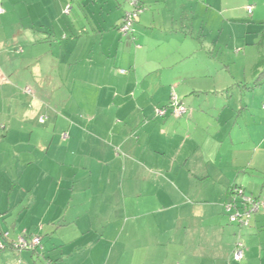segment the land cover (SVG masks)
<instances>
[{
	"label": "crops",
	"instance_id": "1",
	"mask_svg": "<svg viewBox=\"0 0 264 264\" xmlns=\"http://www.w3.org/2000/svg\"><path fill=\"white\" fill-rule=\"evenodd\" d=\"M141 2L131 36L124 0H0V264H235L237 239L264 264V214L239 226L224 208L264 181L220 135L229 107L201 102L232 82L222 11L196 33L200 2ZM173 93L187 113L157 116ZM21 236L40 245L16 251Z\"/></svg>",
	"mask_w": 264,
	"mask_h": 264
},
{
	"label": "rangeland",
	"instance_id": "2",
	"mask_svg": "<svg viewBox=\"0 0 264 264\" xmlns=\"http://www.w3.org/2000/svg\"><path fill=\"white\" fill-rule=\"evenodd\" d=\"M197 1L208 7V10L200 8L192 16L196 33H199L203 20L209 23L207 32L210 33L213 21L220 24V20L214 18L216 12L222 11V30L218 28L217 31L222 38L215 55L225 66H230L228 77L232 81L217 93L203 95L205 98L201 102L206 100L209 104L217 103L219 108H225V105L230 108L222 111L220 135L224 140L233 129V138L239 147V173L256 175L259 181H264V0H222V6L218 3L220 0H195ZM247 4L253 7L251 14L246 10ZM232 7L235 12H232ZM7 33L5 30V34ZM237 49L239 51L236 52ZM31 83L35 87L45 86L38 74L32 78ZM216 112L210 111L218 117L220 111ZM216 127L215 120L209 129L210 136L216 135ZM227 147L229 146L225 143L222 151L224 155ZM254 152L256 153L249 165L250 155ZM228 162V157L220 158L217 165L227 167ZM236 182L241 183L240 180ZM256 192L258 195L259 192ZM142 210L146 212L148 208L145 206Z\"/></svg>",
	"mask_w": 264,
	"mask_h": 264
},
{
	"label": "built area",
	"instance_id": "3",
	"mask_svg": "<svg viewBox=\"0 0 264 264\" xmlns=\"http://www.w3.org/2000/svg\"><path fill=\"white\" fill-rule=\"evenodd\" d=\"M138 0H127V2L132 5L137 3ZM142 8L134 12L133 16L136 17ZM69 11V6H66L65 12ZM247 12H252V6L247 7ZM126 22L128 21L126 16L123 18ZM122 34H126L129 31V23L122 25L120 28ZM168 111L171 114L179 117L187 113L188 108L181 101L177 94H172L167 105L156 109L157 116H164ZM41 121H43L41 119ZM231 199L225 204V213L228 216L230 222L236 223L239 226H247L249 220L256 213L264 214V199L255 197L251 194L244 192L241 186L233 185L228 190ZM40 245V238L38 236H33L27 238L26 236H21L15 241H12L13 249L21 251L24 249L35 250L36 247ZM4 248L3 243L0 241V249ZM244 250L245 246L240 239L235 242L231 258L235 264H243L244 261Z\"/></svg>",
	"mask_w": 264,
	"mask_h": 264
},
{
	"label": "trees",
	"instance_id": "4",
	"mask_svg": "<svg viewBox=\"0 0 264 264\" xmlns=\"http://www.w3.org/2000/svg\"><path fill=\"white\" fill-rule=\"evenodd\" d=\"M126 3H127V8H125L124 9V11H123V16H122V18H121V22H120V24H119V28L122 26V25H124V24H126V23H129V31L125 34V35H131V36H133V34H134V25H135V23L137 22V17L139 16V14L136 16V17H134L133 16V14H134V12L135 11H137L138 9H140V8H142L143 7V5H142V2H141V0H138L137 1V3H135V5L134 4H132V5H130L128 2H127V0H124ZM66 8V7H65ZM252 13V12H251ZM251 13H249V14H251ZM126 16V18H127V20L128 21H124L123 20V18ZM167 105V104H166ZM171 113V112H170ZM159 117H163V116H159ZM256 197V196H255ZM258 198H260V197H258ZM257 214H259V213H256L255 214V216L257 215ZM253 217V216H252ZM29 238V237H28ZM10 246L13 248V246H12V242H10ZM4 247H5V244H4ZM37 248V247H36ZM36 248H35V250H36ZM17 251V250H16ZM34 251V250H33Z\"/></svg>",
	"mask_w": 264,
	"mask_h": 264
}]
</instances>
